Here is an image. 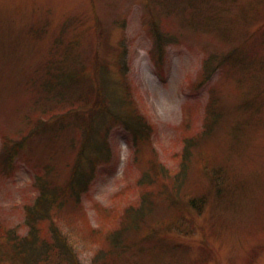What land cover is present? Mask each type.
Listing matches in <instances>:
<instances>
[{
	"label": "rangeland",
	"instance_id": "1",
	"mask_svg": "<svg viewBox=\"0 0 264 264\" xmlns=\"http://www.w3.org/2000/svg\"><path fill=\"white\" fill-rule=\"evenodd\" d=\"M58 61L79 77L60 88L66 114L43 89ZM44 112L53 119L37 123ZM125 113L144 120L142 135ZM188 143L220 166L208 184L203 153L187 162L205 203L172 208L192 233L161 230L131 262L264 264V0H0V264H23L4 231L28 234L26 208L46 180L80 192L59 226L69 263L91 264L107 229L126 228L118 218L139 204L151 157L174 174ZM149 191V220L165 219L163 192Z\"/></svg>",
	"mask_w": 264,
	"mask_h": 264
},
{
	"label": "trees",
	"instance_id": "2",
	"mask_svg": "<svg viewBox=\"0 0 264 264\" xmlns=\"http://www.w3.org/2000/svg\"><path fill=\"white\" fill-rule=\"evenodd\" d=\"M47 65L49 66L46 70L47 80L43 85V89L47 91L49 97H54L53 102L55 104L60 103L63 106L65 103L67 109L63 113L66 114L71 111L72 104H70L68 98L60 97V88L65 84L64 82L69 83V85L77 82L79 77L77 72L71 71L70 68L62 73L61 71L64 68L61 67L59 61ZM74 104L76 105V103ZM79 105L80 107H86L88 104L87 101L82 100L76 106ZM89 113L90 111L87 112V114ZM119 115L118 117L123 120V125L134 134L135 138L139 137L140 134L142 135L144 120L135 119L133 121L130 114L124 115L125 118L123 115ZM45 117L53 119V114L51 112L45 113L41 120L39 117L36 119L37 123L39 121L44 123ZM64 117L65 115L62 114L58 120ZM193 146L194 144L190 143L184 145L179 157L180 162L178 165H180V168L174 174H171L172 172L159 165L157 160L151 157V164L143 174L141 181H139V187L144 190L139 204L127 207L122 217L118 218L128 222L126 226H123L126 228L121 229L122 222L120 220L117 228L107 229V233L104 234L105 244H102L101 250L92 258L91 264H133L130 257L135 260L137 256L144 255L150 248L154 247L156 243L152 236L159 233V231L175 230L183 234L192 233L190 223L184 219L182 220L180 212L173 210L172 206L174 203L178 206V203L185 202L196 207L201 203H205L206 191L203 188L195 191L187 185L188 175L185 170L187 162L194 157L193 154L203 153L201 148L200 151H194ZM198 161L201 165V168L198 169L199 175H203L209 184L213 173L220 166L216 165L218 163L209 155L207 149H204L203 156ZM47 177H50V170L46 167L43 174L38 173L36 176L37 181L44 180ZM46 181L45 185L41 184L39 195L33 205L26 208L25 225L29 228L28 234L23 238H17L14 233L10 234L7 232L8 230H5V236L7 237L5 243L8 244L11 252L23 264H70L74 244L69 243L62 235L59 221L66 219V216L76 214L80 204V192L73 189V183L61 186L54 184V186L47 187ZM151 189L163 192L161 197L164 201L161 200V203L165 204L166 209V213L163 212V215L169 213L164 216L165 219L163 217L157 219L155 216L149 220L150 215L145 212L154 202L153 199L148 200L151 194L149 190ZM67 190L72 197H75L74 204L69 207L67 206V197L60 199L66 196ZM161 203L159 202V204ZM77 215L80 214L77 212ZM113 218L107 217V221H112ZM97 237L103 238L99 234ZM126 255H129V257H126Z\"/></svg>",
	"mask_w": 264,
	"mask_h": 264
}]
</instances>
